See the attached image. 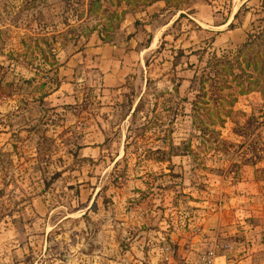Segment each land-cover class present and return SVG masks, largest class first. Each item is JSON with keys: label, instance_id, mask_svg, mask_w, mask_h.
<instances>
[{"label": "rangeland", "instance_id": "1", "mask_svg": "<svg viewBox=\"0 0 264 264\" xmlns=\"http://www.w3.org/2000/svg\"><path fill=\"white\" fill-rule=\"evenodd\" d=\"M145 2L0 0V264H264V0Z\"/></svg>", "mask_w": 264, "mask_h": 264}, {"label": "trees", "instance_id": "2", "mask_svg": "<svg viewBox=\"0 0 264 264\" xmlns=\"http://www.w3.org/2000/svg\"><path fill=\"white\" fill-rule=\"evenodd\" d=\"M126 1L129 2L131 0H126ZM145 1L147 3H150L153 0H145ZM171 1H175V0H165V2L167 4H169ZM250 44H251V42H247V48H249ZM259 60L260 61H258V63H257V62H254L251 58L245 59L246 68L253 67L254 69H258L259 71L263 72L264 62H263V59H259ZM237 65H238V67H240L239 64H237ZM215 66L221 67L220 69H224L230 75V77L233 79V81L236 83V85L239 86V92L240 93L248 92V91L252 90L254 88V86L257 85V80H255V79L250 80L249 79L251 77L250 73L244 74L243 77L241 76V74L234 73V71H233L234 66L230 60H218V61H216ZM215 74L223 75L224 73L222 70H219V71L216 70ZM244 80H245V82H244ZM4 85L8 86L9 84H4ZM4 85H2V83L0 81V89L3 88ZM199 89L203 90V82H201ZM194 105H195V108H193V111L196 113V115H198V116L200 115V116L204 117V118H201L200 122L202 124H204V123L212 124L213 120L211 119V109L207 105V102L202 99V100H199L198 102H194ZM199 108L202 110V112H200ZM201 145L203 146L204 143L202 142Z\"/></svg>", "mask_w": 264, "mask_h": 264}, {"label": "crops", "instance_id": "3", "mask_svg": "<svg viewBox=\"0 0 264 264\" xmlns=\"http://www.w3.org/2000/svg\"><path fill=\"white\" fill-rule=\"evenodd\" d=\"M248 1H252V0H240L239 5L241 3L248 2ZM110 49H114V48L111 47V48L108 49V47L105 48L103 46H96V47H94L95 53H100V54L103 53L104 51H105V53H106V51H111ZM76 61L80 62V60L72 61V59H70V60L68 59V61H66L63 66H60V69L59 70L65 71V73H69L70 71L71 72H74L75 67L77 65V62ZM102 63L107 68L108 67H112V68L114 67L116 69V67L118 66V64L115 61H113V58H110L109 60L108 59L107 60H103V61L102 60L101 61L97 60L96 61V66L99 67L100 65H102ZM109 74H110V77H109L110 79H115L116 78L118 80L119 77H120L119 76V73L117 72V69L116 70H113L112 69V71ZM118 84H119V81H118ZM60 88H61V86H60ZM58 90H59V88L56 91H54V93L57 92ZM66 98H67L66 101L63 102V103L69 104V103H72V101L74 100L73 99V96L70 97V98L68 96ZM216 258H224V256L218 255Z\"/></svg>", "mask_w": 264, "mask_h": 264}, {"label": "built area", "instance_id": "4", "mask_svg": "<svg viewBox=\"0 0 264 264\" xmlns=\"http://www.w3.org/2000/svg\"><path fill=\"white\" fill-rule=\"evenodd\" d=\"M212 257H213V252L212 250L208 251L206 255H204L202 258L201 264H213L212 263ZM166 264H192L188 261H182V262H167Z\"/></svg>", "mask_w": 264, "mask_h": 264}]
</instances>
